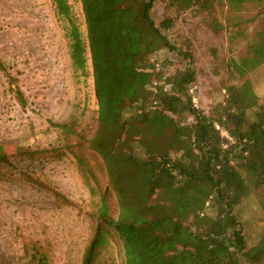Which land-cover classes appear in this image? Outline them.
I'll return each instance as SVG.
<instances>
[{"label": "trees", "instance_id": "trees-1", "mask_svg": "<svg viewBox=\"0 0 264 264\" xmlns=\"http://www.w3.org/2000/svg\"><path fill=\"white\" fill-rule=\"evenodd\" d=\"M51 1L63 20L73 75L85 85L90 80L96 102V125L88 137L81 135L78 117L49 122L63 140L64 152L56 158L75 155L87 167L85 154L99 171V206L90 216L80 264H94L114 248L123 264H264V231L249 250L235 214L256 192L264 210V114L248 117L258 103L252 85L242 81L264 64V0ZM156 2L174 17L157 24L151 17ZM216 4L234 13L258 6L263 16L244 57L229 63V79L236 82L225 86L222 101L207 115L190 93L191 42L180 53V69L166 73L170 63L157 56L178 52L163 32L183 14L218 35L223 27L213 16ZM0 71L25 109L18 80L1 60ZM30 155L18 148L10 156L0 146V169ZM24 248L27 264H52L47 241Z\"/></svg>", "mask_w": 264, "mask_h": 264}, {"label": "rangeland", "instance_id": "rangeland-1", "mask_svg": "<svg viewBox=\"0 0 264 264\" xmlns=\"http://www.w3.org/2000/svg\"><path fill=\"white\" fill-rule=\"evenodd\" d=\"M55 10L51 0H0V60L17 78L27 101L22 109L0 71V146L10 156L18 148L32 153L13 161V168L0 169V174H6L0 177V264H27L24 244L35 240L51 245L52 264H80L91 235L90 216L99 206V171L94 161L84 154L86 167L75 155L55 157L57 151L64 152L63 140L49 122L65 124L78 117L84 137L96 125L91 82L85 85L74 77L63 20ZM214 10L223 27L218 35L213 36L198 18L183 14L163 32L178 52L162 51L157 56L170 63L166 73L180 69L184 64L180 53L191 42L195 81L190 93L207 115L222 101L225 86L236 82L229 79V63L244 57L263 16L261 8L253 5L237 13L221 4ZM151 17L159 24L174 14L156 2ZM245 80L257 97L258 107L248 112L254 119V112L264 114V64ZM71 142L76 150L77 139ZM235 214L250 250L264 231L261 193L249 195ZM94 264H123L120 249L101 254Z\"/></svg>", "mask_w": 264, "mask_h": 264}]
</instances>
